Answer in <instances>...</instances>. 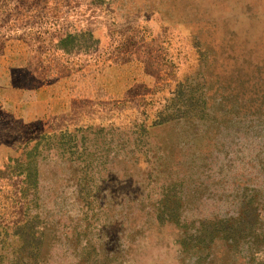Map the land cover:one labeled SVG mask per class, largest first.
<instances>
[{"label": "rangeland", "instance_id": "rangeland-1", "mask_svg": "<svg viewBox=\"0 0 264 264\" xmlns=\"http://www.w3.org/2000/svg\"><path fill=\"white\" fill-rule=\"evenodd\" d=\"M0 264H264V0H0Z\"/></svg>", "mask_w": 264, "mask_h": 264}, {"label": "trees", "instance_id": "trees-1", "mask_svg": "<svg viewBox=\"0 0 264 264\" xmlns=\"http://www.w3.org/2000/svg\"><path fill=\"white\" fill-rule=\"evenodd\" d=\"M25 179L30 178V174L28 173L25 177ZM253 211L251 207H248L239 214L237 219H229L225 221L223 224V231H227L230 233L233 237L242 235L244 232V229L246 226L250 223L251 219L253 218ZM223 225H220L223 226ZM15 234H17L21 241V249L27 252V255H31L32 250L36 248L38 244V237L35 236L33 231V226L30 224H19L18 226H14ZM207 232H204V235ZM211 237L210 234L206 235L204 238Z\"/></svg>", "mask_w": 264, "mask_h": 264}]
</instances>
